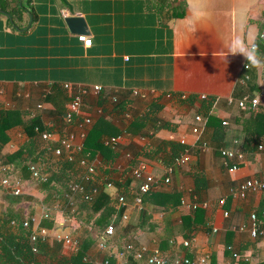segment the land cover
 Wrapping results in <instances>:
<instances>
[{"label": "crops", "instance_id": "obj_1", "mask_svg": "<svg viewBox=\"0 0 264 264\" xmlns=\"http://www.w3.org/2000/svg\"><path fill=\"white\" fill-rule=\"evenodd\" d=\"M20 5L24 9L18 19L0 8V110H20L23 120L41 114L55 132V140L46 141L51 151L50 145L57 144L56 139L66 131L79 133L75 125L59 129V121H54V111L68 104L61 95L64 84L78 88L97 84L102 86L98 94L83 95L82 113L89 114L92 122L103 116L121 127L113 161L97 153L93 160L88 159L92 172L78 163L65 169L74 179L98 173L101 181L113 182L114 188L105 190L115 197L116 208L117 193L128 202L114 217L115 244L103 251L96 241L86 256L94 264H104L107 259L117 264L132 239L168 258L197 260L210 253L211 264L264 262V233L252 237L249 231L250 214L260 212L264 192L234 195L247 179L264 178V152L258 148L264 140V123L228 101L247 91L241 74L248 59L256 63L260 74L262 91L255 95L264 94L263 62L251 48L264 33V0H21ZM174 5H182L183 10L173 9ZM66 15L85 18L90 46L78 38L85 33L69 29ZM47 94L53 97L44 101ZM120 102L126 103V111L119 114L116 105ZM207 103L212 104L208 108L212 115L228 122L219 126L218 133L207 125ZM198 114L203 122L196 121ZM160 121L165 125L160 126ZM194 127H200L199 132H193ZM8 136L3 153L15 152L28 140L22 125L10 128ZM75 142L81 143L82 138L78 136ZM169 142L188 149L190 160L175 170L170 184L159 183L151 192L176 193L181 202L165 204V196L159 204L144 196L140 208L134 201L138 180L133 170L145 164L148 172L162 179L170 164L167 160L177 151H172ZM223 148L240 149L244 158L228 159L221 153ZM180 151L181 155L184 151ZM50 154H46L48 161ZM3 167L13 172L11 164L0 165V170ZM20 174L15 175L22 179ZM22 181V194H14L13 187L0 181V217H35L33 228L45 227L40 223L48 208L46 191L31 176ZM222 198L226 199L223 205L219 204ZM204 201L208 206L200 207L210 221L205 224L206 216H198L190 245L183 244L187 238L181 232L161 244V238L170 235L172 224L181 221L186 226L194 211L191 205ZM57 204L52 212L55 225L48 229L77 240L85 234L84 220L68 221L63 204ZM124 211L127 220L121 218ZM242 225L246 229H239ZM3 233L0 231V244ZM112 248L115 254H110ZM73 250L63 244L57 253L53 249L41 252V264H65ZM6 260L19 264L13 252Z\"/></svg>", "mask_w": 264, "mask_h": 264}, {"label": "trees", "instance_id": "obj_2", "mask_svg": "<svg viewBox=\"0 0 264 264\" xmlns=\"http://www.w3.org/2000/svg\"><path fill=\"white\" fill-rule=\"evenodd\" d=\"M21 0H0V8L7 10L14 18H19L22 14V10L24 9L23 5H20ZM182 5H174L173 9H181ZM183 15V13H179ZM257 48L255 52L259 56H261L263 70L261 72V77H264V36L261 37L256 43ZM244 66L243 72L241 74V78L244 80V85L247 88L246 93L238 97L240 99L244 96H255V94L261 92L260 84L258 83V77L260 74L256 69V63L248 59ZM248 76V77H247ZM70 84V83H69ZM63 100L69 101L77 95L79 88L77 86L72 85L70 88H64ZM53 97L52 94H47L44 101ZM235 99V97L233 98ZM235 99V100H237ZM209 101V100H208ZM207 106V111L204 112V115L207 120V125L215 127V133H218L221 130V126L223 121H220L214 115H212L208 108L210 109L212 104L207 103L204 104ZM117 112L123 113L126 111V103H118ZM63 109H59L54 111V121H59V129H65L69 126H77L79 128V133H76V138L79 136L82 138L81 144L83 145L82 151L80 153H76L74 155V160L70 161L68 159V155L65 153L60 158H55L51 151L49 150V145H46V141L42 140L41 132L51 130V126L44 122V119L41 114L36 115L31 118H27L23 120L22 114L20 110L17 109H6L0 110V165L2 164H11L13 166V173H21L22 179L25 181L29 176H31V171L29 169L30 163H37L41 170L48 174V179L46 182H41L38 184L40 188L46 191L44 196V201L46 202V206L48 208L55 210V205L61 201L63 206L64 213H69L72 210V205L70 204V200L66 197V193L70 190L69 184L74 180L71 175L65 172L67 167L72 168L75 164L79 163L78 160L80 157H86L89 160H93L97 153L102 154L106 159L113 161L116 157V151L109 144V139L114 135L118 136L121 132V127L118 124H114L110 118L101 117L98 120L92 122V124L88 128H80L77 123L74 121L72 123H68L65 121V114L68 110V104L62 106ZM58 109V106H56ZM256 121L260 124L264 123V112H258L254 114ZM137 122V121H135ZM134 122V123H135ZM162 124L160 126H164L165 123L160 121ZM22 125L24 131L28 135V140L23 143L18 150L15 152L3 153L2 150L9 140L8 131L10 128ZM137 125L139 124H131ZM36 127L39 130H36ZM84 132V136L81 133ZM257 138V144H258ZM57 144H51V147L60 146V142H56ZM172 145V151H176L167 163L171 164L176 157H178L179 150L180 152L184 151V147L177 148V143L169 142ZM256 144V145H257ZM50 154V160H46V154ZM179 154V155H178ZM53 161H52V160ZM54 162V163H53ZM105 174H107V169L104 170ZM79 182L85 187L84 191L75 192L72 195L73 200L79 201L78 208L76 210L75 219H83L86 225L85 234L81 237L77 238L76 248L73 250L71 255L65 260V264H94L91 260L85 259L87 251L90 250L91 246L96 243L98 240V236H100L101 232L106 228V226L114 219L115 215L118 216V210L115 205V197L107 192L105 189L101 187V179H99L98 173H93L89 178L83 176L78 179ZM95 186H99L97 192L91 194L92 189ZM90 193V196H85ZM144 196H146V200L150 198L151 201H155L156 203L162 204L165 196L168 197L167 203H171L172 205H177L180 203L179 195L176 193H170L167 191H154L148 192ZM21 199V196H18ZM50 206H49V205ZM50 210V212H53ZM122 209L119 210L121 212ZM85 213L86 217L83 216ZM120 214V213H119ZM206 216L204 223L206 224L210 221V217L206 214V211L200 206L194 209L192 218L188 217L189 223L184 226L183 222L176 221L172 224L170 235L162 237L161 244H167L168 240L171 237H176L179 232L182 233L183 237L191 239L193 236V231L198 227L197 219L199 215ZM258 218L260 220H264V216L260 212H257ZM117 219V218H116ZM15 220V221H14ZM23 218L20 214H14L13 217L1 216L0 217V231H4L3 240L0 244V260L2 264H9V261L6 259L9 258L11 252L18 259L19 264H29L31 260H35L38 264H41V259L39 255L42 253H48V250H55L54 253H57L61 250L63 243L58 241L56 238H48L47 240H39L35 244L39 249V253L35 254L32 252V246L34 243L31 241V234L33 232V222L30 223L28 228L24 227ZM42 224L47 228H53L55 225L54 215L52 214L49 218L42 217ZM117 221V220H116ZM203 224V225H205ZM210 227V226H209ZM115 239H112L111 244H115ZM128 243H133L134 245H138L132 239L127 241ZM113 246V245H112ZM124 249L123 247L120 250ZM119 250V248H118ZM117 253L120 252V250ZM149 249L148 253H153ZM227 254L228 251H226ZM110 254H115V250L112 248ZM128 264H146L147 256L143 258H136L133 253H129L128 255ZM191 256V254H189ZM110 257V255H108ZM111 261V260H110ZM112 262V261H111ZM63 264V263H62ZM211 264V261H210ZM237 264H249L246 260H240ZM257 264H264V262H260Z\"/></svg>", "mask_w": 264, "mask_h": 264}, {"label": "built area", "instance_id": "obj_3", "mask_svg": "<svg viewBox=\"0 0 264 264\" xmlns=\"http://www.w3.org/2000/svg\"><path fill=\"white\" fill-rule=\"evenodd\" d=\"M264 36V33L261 34V37ZM79 40L83 41L86 46H90L92 43V38L86 34H80L78 36ZM252 49H256L257 45L254 44L251 47ZM247 67V66H246ZM248 77V76H247ZM65 88H70L71 84L65 83ZM102 90L101 85H93V86H85V87H79V91L77 95L72 98L68 103V110L65 114V121L68 123L76 122L77 125L80 128H86L89 127L93 121L92 117L89 114H83L82 113V107H83V95L87 93H93L98 94ZM207 97L205 95H202V99H206ZM116 100V98H114ZM229 103H236L240 108L244 110H248L252 114H256L258 112H264V94L261 93V95H255V96H244L240 99H228ZM42 104H38V108H41ZM32 116H35V114H32ZM206 119V118H205ZM197 122H203L204 118L202 115L198 114L196 116ZM223 124L226 125L228 122L226 120L223 121ZM200 127H194L193 132H199ZM36 130H39L38 127H36ZM55 132L53 130H47L41 132L42 140L44 141H52L55 140L54 138ZM82 136H84V132L81 133ZM121 136H113L109 139V144L113 147H115L119 143V139ZM60 142V146L52 147L53 150H51V153L55 158H60L64 153L68 155V159L70 161L74 160V155L76 153H80L82 151L83 145L81 143H76V132L74 131H66L64 135L61 138L56 139ZM182 143H185V140H181ZM203 145H206L205 143ZM258 148L264 152V140L261 141L258 144ZM221 153L224 157L228 159H242L244 158V153L240 149H230V148H223L221 150ZM190 152L188 149H186L180 156L176 157L175 160L169 164L166 167V173L162 179L157 178L152 173L148 172L147 166L145 164H141L139 167L135 168L133 170V175L135 179L138 180V187L137 191L134 196L135 204L138 205L140 208L143 205L144 201V195L148 192H150L154 187H156L159 183L162 185H168L171 182V176L175 172V170L179 167L184 166L187 164L190 160ZM78 164L81 166H86L88 168L89 172L93 171V165L86 157H80L78 160ZM29 169L31 171V179L36 183L40 184L41 182H46L48 179V174L43 172L41 170V167L37 163H30ZM17 173H13L7 169V167H3L2 170H0V181L1 183L6 187H13V193L14 194H22L23 193V181L21 178H19ZM89 178L87 175L85 176ZM104 180V179H103ZM101 187L103 189H113L114 184L110 180H105L101 182ZM69 191L65 194L66 197L70 200V204L73 206L72 210L67 213V220L68 221H74L75 220V213L78 207H76L77 202L73 200V198L70 196L71 193L84 191L85 187L82 185L81 182L78 181V179H74L69 184ZM99 189V186H95L92 189L91 194L97 192ZM252 190H261L264 192V178H249L243 183L239 185V188L234 191V195L238 197H245L249 191ZM90 196V193L85 195ZM117 198V208L120 210H125L128 206V202L125 195H122L120 193L116 194ZM226 199L222 198L219 200V204L223 205L225 204ZM59 205L56 204L54 207L57 208ZM199 206L207 207L208 202H194L191 207L193 209H196ZM50 208H46L43 213L42 217L49 218L52 215V212H50ZM52 211V210H51ZM261 213L264 216V198H263V206L261 208ZM225 215H228V212H225ZM129 217L127 212H123L121 214V218L123 220H127ZM117 218V216H116ZM116 218H114L101 232L100 236H98L97 244L100 248V250H108L110 249L111 240L114 238L115 232H116ZM37 218L30 217L29 219L25 220L23 222L24 227L28 228L30 226L31 222L36 221ZM264 220H260L258 218V214L256 211H253L250 214V226L249 231L252 237H257L260 234L264 233V228H262V223ZM239 229L244 230L246 229L245 225H242L239 227ZM56 238L58 241H61L63 244L70 246L72 248H76L77 240L73 239L72 237L68 235H61V234H53L47 227H37L36 229H33V232L31 234V241L34 243L32 246V252L35 254L39 253V249L37 245L35 244L39 240H47L48 238ZM184 245L189 246L190 241L185 240L183 241ZM149 248L145 245H134L133 243H128L124 250V257L122 258V261H120L117 264H128V254L133 253L136 258H143L144 256H147L146 264H209L210 262V253H205L201 255L197 260L190 259L189 257H175V258H168L161 256L157 251H154L153 253H148ZM85 259L90 260L88 256H85ZM104 264H113L108 259L103 261ZM29 264H38L35 260H31Z\"/></svg>", "mask_w": 264, "mask_h": 264}, {"label": "water", "instance_id": "obj_4", "mask_svg": "<svg viewBox=\"0 0 264 264\" xmlns=\"http://www.w3.org/2000/svg\"><path fill=\"white\" fill-rule=\"evenodd\" d=\"M65 21L72 32L75 33H90L85 18L81 15H66Z\"/></svg>", "mask_w": 264, "mask_h": 264}, {"label": "rangeland", "instance_id": "obj_5", "mask_svg": "<svg viewBox=\"0 0 264 264\" xmlns=\"http://www.w3.org/2000/svg\"><path fill=\"white\" fill-rule=\"evenodd\" d=\"M39 188H40V187H39ZM78 202H79V201H78ZM48 205H49V204H48ZM49 206H50V205H49ZM46 207H48V206H46ZM52 211H53V210H52ZM83 225H84V226H82V225H81V226L83 227V233H84V232H85V227H86V225H85V224H83ZM126 245H127V244H126ZM126 245H125V246H126Z\"/></svg>", "mask_w": 264, "mask_h": 264}]
</instances>
